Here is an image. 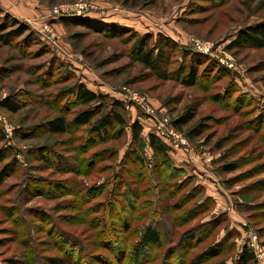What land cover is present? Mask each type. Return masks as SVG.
Wrapping results in <instances>:
<instances>
[{"label": "rangeland", "instance_id": "1", "mask_svg": "<svg viewBox=\"0 0 264 264\" xmlns=\"http://www.w3.org/2000/svg\"><path fill=\"white\" fill-rule=\"evenodd\" d=\"M14 1L10 6L11 0H0V7L13 14L16 7L31 33L8 36L18 26L0 15V172H6L0 184V264H117L120 249L137 238L143 204L150 202L157 216L163 198L171 208L164 224L171 243L162 251L168 264H238L245 248L254 255L251 264H264V48H228L240 31L264 24V0ZM77 3L97 7L83 16L154 41L171 38L179 51L170 46L169 64L155 72L138 63L134 35L112 38L56 19V38L49 41L35 27L52 23L54 8ZM23 11L32 14L26 18ZM27 35L32 39L25 41ZM203 47L205 53L198 50ZM191 60L200 82L185 87L181 78ZM65 72L71 80L63 78ZM77 81L91 91L109 90L126 106L133 103L130 94L145 96L158 117L172 124L189 116L181 131L175 128L189 149L170 153L184 174L168 182L170 171L156 172L147 146L153 127H145L134 148L147 157L141 186L138 166L129 167V177L123 172L133 149L130 131L100 146L87 143L89 127L51 134L47 123L63 115L60 107L67 119L76 118L67 91ZM124 89L129 92L120 95ZM9 100L22 108L17 114L2 106ZM127 112L130 123L142 113ZM196 131L201 135L192 139ZM40 150L53 164L42 160ZM232 165L237 169L226 172ZM127 180L131 199L115 196L118 210L105 214L108 195L125 191ZM111 218L120 244L103 249L112 236L100 224H111Z\"/></svg>", "mask_w": 264, "mask_h": 264}, {"label": "trees", "instance_id": "2", "mask_svg": "<svg viewBox=\"0 0 264 264\" xmlns=\"http://www.w3.org/2000/svg\"><path fill=\"white\" fill-rule=\"evenodd\" d=\"M3 14H5L4 17H6L8 20H13V23L11 24L18 26V28L15 31L10 32L8 36H19L25 34L26 32L31 33L29 25L19 21L9 14L4 13L3 8L0 7V15ZM56 22L65 24L66 27L70 25L86 26L93 29L96 33H102L105 36L112 38L124 37L126 34H130V36L134 35L135 39L139 42L137 48L138 63H140V65L146 70L158 72L161 69V66L165 67L167 64H169L168 62L171 58L172 51L168 52L167 49L170 46H175L176 50L179 51L177 43H175L171 38L159 36L158 39L154 41V38L151 35L141 36L138 32L127 27H122L118 24L107 23V21L100 22L91 20V18L86 16L61 18ZM28 39H32L30 35H27L24 40L27 41ZM41 39L42 38L36 39L35 42L41 43ZM242 44H254L258 48H264V24L260 25V27H250L240 31L237 35V38L229 44L228 48L234 49L237 46H241ZM170 50H173V47L170 48ZM58 62L61 64V69H64V66L62 65L64 62L60 61L59 59ZM48 71H50V69ZM63 74V78L66 80H71V74L66 72ZM181 82L185 87H195L199 84L200 79L198 76V68L194 62L191 63L189 73L181 78ZM67 92L69 98H71V101L73 98V102H71L70 105H74V108L76 107L77 109L75 115L76 118L73 121L67 119L64 114L65 110L60 107L63 115L50 120L47 123V129L49 132L53 135H63L72 131L74 128L83 129L89 127V133H91V136L89 137L87 143L100 146L112 140L121 139L126 136L127 130L130 131L132 141L129 147H132L133 149L131 148L132 150L130 152V160L128 162L126 161L128 156L126 155L125 161L122 162V164L127 167L126 171L123 172H125L126 177H129V174H131L129 167L138 166L140 168L139 170H141V173H139V186H141L143 182H146L147 176H145L144 170L147 166V157H144L138 151H134V148L141 141L144 132V127L140 123V119L145 118L148 120V117L141 113V117H139L137 121L130 123L129 119L127 118L128 109L126 108L123 100L101 92H93L87 87L85 83L80 81H77L74 85H72ZM219 97L221 99V97L224 98L225 96L220 95ZM2 106L8 112L13 114H17L22 109L20 106H18L17 102L13 100L3 103ZM190 120L191 118L188 116L185 119L173 122V126L181 131ZM31 131H33V129ZM33 133L29 132V134H27L31 135ZM200 135L201 133L196 131L193 133L191 138L195 139ZM147 141V146L152 151V160L156 164V172L158 174L161 170L170 171V176L167 180L168 182L170 179L175 180L178 178V176L180 177L182 174H184L183 170L175 167L170 155L171 151L165 141H163L155 133H150ZM39 153L40 157L46 164H53V160L44 155V153H47V150H40ZM4 158L5 157L3 153H0V162H2ZM236 169L237 166L232 165L226 167L225 171L233 172ZM4 175H6V172H0V184ZM178 181L180 184L183 183L180 180ZM128 182L129 181L127 180L125 191H121V193L118 195H108L105 205L102 207L105 214L107 213L113 215L114 212L118 210L117 197H123V195H125L126 199H131L128 192ZM60 188L63 187L57 188V191H59ZM161 192L164 194V189ZM91 198V195H87L85 197L86 200H91ZM158 205L157 216H154L151 203L147 202L143 204L142 209L144 210V213L141 218L139 217L138 219V221L143 223L136 228L137 238L134 240H128L124 247L120 249V254L117 257V264H168L169 261L163 258L164 255L162 251L167 243H171V236L169 233H167V230L164 229V224H169L168 220L171 208L168 206L167 201L166 199L164 200V198L161 199V203L158 202ZM160 205L165 206L161 209ZM159 207L161 211L159 210ZM158 214H161V216ZM173 223L178 224V221L176 220ZM100 225H104L103 227H100L103 230L101 232H107V234H109L108 236H112L109 240L102 242L100 248L104 249L110 248L112 246H118L120 241L113 231V229L117 230L115 229L118 226L117 223L111 218V224L104 222V224ZM128 228L130 227L128 226ZM157 251L158 253L156 254ZM177 252H180V250ZM79 259H81V257ZM252 262H254V255L249 249L245 248L238 264H251Z\"/></svg>", "mask_w": 264, "mask_h": 264}, {"label": "built area", "instance_id": "3", "mask_svg": "<svg viewBox=\"0 0 264 264\" xmlns=\"http://www.w3.org/2000/svg\"><path fill=\"white\" fill-rule=\"evenodd\" d=\"M96 8L97 7L95 5L85 6L81 3H77L76 5H74V7L67 6L54 8V10H52L51 12V16L53 17V19H51L53 20L52 23L51 21L40 24L37 23L35 27H40L39 30L43 37H46L49 39V41H51V39L54 40L56 38V35L55 33H53L52 28L54 20L61 18L82 17L85 13L93 11ZM198 50L202 53H205L208 48L203 47L198 48ZM125 92L129 91L124 89L120 92V95ZM129 98L133 103L127 105L126 108L131 111H134V108H137L138 110L142 111L144 115L150 118L153 123V133H155L158 137H160L163 141L167 143L171 152L189 149V142L187 141V139L176 131L175 127L169 121V119L158 117L157 110L152 106L147 97L141 96L139 94H130ZM253 248H255L254 245ZM260 255L261 254L259 253V256Z\"/></svg>", "mask_w": 264, "mask_h": 264}, {"label": "crops", "instance_id": "4", "mask_svg": "<svg viewBox=\"0 0 264 264\" xmlns=\"http://www.w3.org/2000/svg\"><path fill=\"white\" fill-rule=\"evenodd\" d=\"M8 1V0H7ZM12 3V4H11ZM9 4H10V6H14V5H17V2L16 1H14V0H11V2H9ZM14 10H12L13 12H15L16 13V11H17V9H16V7H14L13 8ZM19 10V9H18ZM6 11V10H5ZM5 13H7V14H9V15H11V16H13L14 18H16V19H18L19 17H18V15H16L15 13V15L13 14V13H8L7 11L5 12ZM32 13H28V11H23V17L24 16H26V18H29V16L31 15ZM33 18V16L31 17V19ZM25 20H28V19H25ZM34 20V19H33ZM91 20H93V19H91ZM96 21H98V19L96 20ZM59 24V23H58ZM89 88V87H88ZM90 89V88H89ZM91 90V89H90ZM93 92H96V93H99L100 91H95V90H92ZM101 93H104V94H108V95H110V96H113L112 95V93H110V91L108 90V92L107 91H105V92H101ZM140 123L142 124V126L144 127V129H145V127H148L149 129H152V123L150 122V120H147V119H145V120H143V119H140ZM152 131H150L149 133H151ZM178 156H182V155H178ZM180 158L181 157H177V160H180Z\"/></svg>", "mask_w": 264, "mask_h": 264}]
</instances>
